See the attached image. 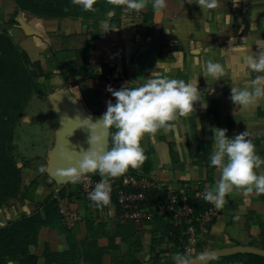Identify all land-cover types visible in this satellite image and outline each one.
Wrapping results in <instances>:
<instances>
[{
  "label": "crops",
  "instance_id": "0c3cea01",
  "mask_svg": "<svg viewBox=\"0 0 264 264\" xmlns=\"http://www.w3.org/2000/svg\"><path fill=\"white\" fill-rule=\"evenodd\" d=\"M119 1L103 16L46 18L21 9L15 0H0V30L26 52L44 84L14 132L22 193L0 201V226L41 210L50 193L66 188L59 199V222L41 226L37 244L30 246L37 264H93L97 251L99 264H139L135 259L171 264L176 256L167 233L177 224L173 215L153 214L119 198L97 204L88 188L102 177L91 171L74 175L75 160L64 152L66 128L74 123L71 111H106L109 91L98 79L108 74L124 77L133 87L148 77L197 83L200 76L202 90L214 83L215 92L204 94L207 108L198 102L191 112L170 121V127L142 136L146 166L151 168L139 170L144 176L174 187H199L204 194L221 174L210 164L215 128L228 129L229 136L247 130L264 157V98L246 107L230 99L232 84L241 88L264 76L248 61L260 51L258 45L264 50V0H163L160 8L145 0L139 10ZM73 60L75 66L69 68ZM208 61L222 65L220 80L208 83L204 77ZM258 171L264 172V165ZM189 217L201 222L190 236V260L204 251L237 245L264 249V193L234 188L222 208L214 205L205 215ZM46 246L67 254L47 262ZM8 264L23 263L10 259ZM205 264H264V256L235 253Z\"/></svg>",
  "mask_w": 264,
  "mask_h": 264
},
{
  "label": "clouds",
  "instance_id": "9594fccd",
  "mask_svg": "<svg viewBox=\"0 0 264 264\" xmlns=\"http://www.w3.org/2000/svg\"><path fill=\"white\" fill-rule=\"evenodd\" d=\"M93 0H83L85 9L91 8ZM163 0H153V6L160 8ZM145 0H127V7L142 9ZM248 57L249 67L259 73H264V50ZM223 73L222 65L208 61L206 75L210 80L218 81ZM192 80L147 78L138 81V86L119 89L108 86L107 91L115 100L107 101L106 111L102 118L93 122L105 129L114 128L110 133V144L104 139L109 138L107 132L104 137L90 138L92 147L87 150L80 160V168L98 172L102 179L97 182L89 198L97 204L107 205L111 196V184L108 177L123 175L130 167L135 168L145 159L144 149L140 144L146 132H153L159 128L170 127V121L178 116L191 112L199 102L201 107L207 108L205 91L215 92L209 83V88L202 90ZM260 98H264V76H257L244 87L231 85L230 99L235 105L242 107L255 106ZM212 141L214 149L210 155V164L220 170V178L212 188L206 189L204 199L222 208L225 197L234 188H243L247 192L255 190L264 193V172L258 171L264 165V157L257 151L252 139L248 138L247 130L228 135V129L215 128ZM175 264H190V259L183 254L174 257Z\"/></svg>",
  "mask_w": 264,
  "mask_h": 264
},
{
  "label": "trees",
  "instance_id": "16d2710c",
  "mask_svg": "<svg viewBox=\"0 0 264 264\" xmlns=\"http://www.w3.org/2000/svg\"><path fill=\"white\" fill-rule=\"evenodd\" d=\"M75 3L81 9L74 12L72 7ZM106 3L108 6L99 5L89 12L82 8L83 0H19L18 5L21 9L29 10L39 16L54 18L78 16L83 13L103 16L119 6L121 1L107 0ZM86 58L88 59V57ZM86 58L84 61L87 62ZM75 63L76 60H73L67 66L72 68ZM38 76L26 52L18 47L6 31L0 32V150L3 152L1 160L4 161V169L1 171L0 177V201L9 200L10 197L16 198L22 193L21 167L17 163V158L15 160L14 157L16 155L13 143L14 132L32 96L44 89V84L38 81ZM65 79L68 81V78ZM114 131V128L110 129V133ZM146 162H148L147 156L142 164L135 168L130 167L121 176L127 174L144 176V172L151 170L146 166ZM140 169L143 173H140L142 172L139 171ZM36 185L37 181H34L30 186L34 189ZM65 190L64 186L57 192L50 193L41 203V210L20 216L0 226V264H8L10 259H20L23 264H37L38 258L30 251V246L37 244L38 231L41 226L55 225L59 222L62 214L59 199L65 196ZM117 199L118 195L111 191L110 201L117 202ZM192 206L194 208L192 215L195 216L198 212L193 203ZM66 254L67 252L51 251L48 246L44 251L47 262L59 261ZM100 254L99 251L96 252L93 264H99ZM135 261L141 264L139 259H135Z\"/></svg>",
  "mask_w": 264,
  "mask_h": 264
},
{
  "label": "rangeland",
  "instance_id": "374dc122",
  "mask_svg": "<svg viewBox=\"0 0 264 264\" xmlns=\"http://www.w3.org/2000/svg\"><path fill=\"white\" fill-rule=\"evenodd\" d=\"M106 1L107 0H93L91 8L85 9L83 6L82 8L84 11L89 12L99 5L108 6ZM15 2L19 4V0H15ZM78 9H81V7L75 3L72 7V11L75 12L76 10L78 11ZM2 31L5 30H0V32ZM27 66L30 67V65ZM46 106L48 107L47 103ZM18 125L19 124L17 123L15 131ZM2 153V150H0V177L1 171L4 169V161L1 160L3 157ZM14 157L16 160L17 156L14 155ZM108 180L111 184V191L118 195V198L120 196L127 197L132 205L147 207L148 211L153 214L162 213V215H171V212L174 213V210H176L178 215H180L179 219L177 220L175 228L172 227V232L170 233L169 230H167V233L172 236L173 247L177 250L176 255L183 254L184 256H187L190 254V236L193 229H197L201 223L189 217V215H192L194 209L192 203L197 209L198 213L196 215H205L206 211L214 208V204L204 199V194L200 192L201 189L199 187L185 185L174 187L169 184H160L154 179L146 176L130 174L118 177H108ZM14 198L15 197H10L9 199ZM170 261L171 264H174L175 260L174 258H171Z\"/></svg>",
  "mask_w": 264,
  "mask_h": 264
},
{
  "label": "water",
  "instance_id": "95a60500",
  "mask_svg": "<svg viewBox=\"0 0 264 264\" xmlns=\"http://www.w3.org/2000/svg\"><path fill=\"white\" fill-rule=\"evenodd\" d=\"M71 116L74 119V123L66 128L64 152L75 160L73 174H83L90 172L80 168V160L83 158L85 152L92 147L89 143L91 136L94 138L104 137L107 132L110 138V129H105L93 123L102 118L103 114L93 115L85 114L82 111H71ZM109 138L104 139L105 144H109ZM235 253H254L264 256V249L251 245H237L204 251L191 259L190 264H205L214 258Z\"/></svg>",
  "mask_w": 264,
  "mask_h": 264
},
{
  "label": "built area",
  "instance_id": "2783aa9c",
  "mask_svg": "<svg viewBox=\"0 0 264 264\" xmlns=\"http://www.w3.org/2000/svg\"><path fill=\"white\" fill-rule=\"evenodd\" d=\"M124 1L127 2V0H124ZM98 82H101V83L106 84L107 87L109 85H111L115 89H119V88H121L124 85L126 87H133V85L127 79H125L124 77L115 76L113 74H108L105 77H103L102 79H98ZM109 99H111L113 101L115 100V98L111 96V93L110 92H109ZM143 180H142V182H143ZM94 188H95V185L94 186H90L88 188V195H89V193L91 191H93ZM119 201L121 203H126V202H128V198L127 197L125 198L124 196H120L119 197ZM171 215H173L174 218L177 219V220L179 219V216H180V215H178V213H177L176 210H174V213L171 212Z\"/></svg>",
  "mask_w": 264,
  "mask_h": 264
}]
</instances>
